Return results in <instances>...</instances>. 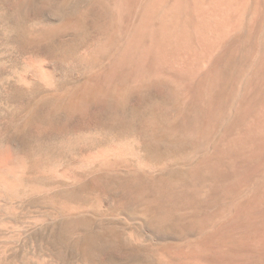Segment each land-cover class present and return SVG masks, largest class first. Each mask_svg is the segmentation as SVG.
<instances>
[{
  "label": "rangeland",
  "instance_id": "obj_1",
  "mask_svg": "<svg viewBox=\"0 0 264 264\" xmlns=\"http://www.w3.org/2000/svg\"><path fill=\"white\" fill-rule=\"evenodd\" d=\"M110 1L0 0V155L9 157L15 152L16 159L20 155L29 166L26 175H30V179L41 178L39 182L47 189L27 191L17 198L0 202V264H264L261 263L264 262V147L256 153L251 144H241L236 146L239 148L237 153L233 152L221 160L220 166L210 169L215 174L209 169L196 170L197 161L200 164L199 160L203 161L223 144L229 147L231 138H239L242 127L219 130L203 145L163 136L159 127L177 119L181 101L173 84L165 80L139 84L132 77H122L121 73L115 77L113 66L119 52L112 54L111 50L108 51L110 39L117 31L114 15H110L114 13ZM252 2L246 11L249 18L259 6L258 1ZM260 3L259 8L264 11L263 0ZM260 25L263 28L264 21ZM261 30L260 38L257 36L253 42L262 50L264 30ZM29 56L53 64L56 76L52 81L46 82L40 77L21 80L18 74L25 68L26 60H30ZM115 80L128 86L125 94L114 91ZM261 82L256 88L259 91L257 96L264 95V83ZM254 94H249V98ZM246 95L244 85L237 103L244 102ZM258 98L256 103L260 105L264 96ZM254 108L258 111L259 106ZM259 112L260 109L254 113ZM243 122L246 120L242 119L244 125ZM82 134L94 141L98 139V145L82 141L79 138ZM124 134L131 137L130 140L133 134L136 135L134 143L138 152L153 164L150 174L139 168L132 158L127 166L122 165L124 168L121 166L112 171L101 168L98 161L87 164V167L77 163L98 153L103 143L107 145L109 140H125ZM93 135L96 137H91ZM73 137H77L80 143L78 140L76 145L65 146L63 142ZM74 138L71 142L76 143ZM227 138H230L229 143L225 141ZM40 158L43 164L62 160L63 164L68 163L67 167L72 168L70 173L73 175L74 172V175L70 179L69 176L59 177L47 172L38 174L35 163ZM135 173L148 174L145 177L148 185L144 183L147 186L142 185L140 189H145L152 201L157 196L154 190L158 191L162 182L171 186L165 191L170 194L162 197L161 202L148 204L135 199L136 204L134 199H127L121 203L125 201L124 180L131 179ZM99 194L107 200L99 202ZM69 198L85 204L87 209H67L64 202ZM88 207L92 209L88 210ZM258 228L262 233L257 231ZM258 235L261 237L257 238ZM256 239H262L263 245Z\"/></svg>",
  "mask_w": 264,
  "mask_h": 264
},
{
  "label": "bare ground",
  "instance_id": "obj_2",
  "mask_svg": "<svg viewBox=\"0 0 264 264\" xmlns=\"http://www.w3.org/2000/svg\"><path fill=\"white\" fill-rule=\"evenodd\" d=\"M256 1H258L257 5H259V6H260V4H262V3H260V1H262V0H256ZM111 2L114 6V13H110V15L111 14L114 15L113 21H115V28L117 31H116V36L113 35L110 39V45H109L110 49H108V51L111 50L110 53H112V54L119 52L118 53L119 54L118 60L116 58V62L114 61V63H116V64H115V66H113V68H114L113 71L115 70L114 71L115 77H119L116 75L121 73L123 75V76L121 75L122 77H125V78L132 77V79H135V81L139 82V84L144 83V82L145 83H147V82L148 83L149 82L154 83V81H158V80H163V82H164V80H165V81L173 84V86L175 87V92L177 93V96L179 97V99L181 101L180 102L181 107L179 109L178 116H176L177 119L175 121L173 120V122L163 124L162 126L159 127V131L161 132V134H163V136H165L169 139H172V140H176V139L191 140L195 143H198L199 145H203L206 142H208L209 140H211L214 137V135L216 133H218L219 130H220V132H223L224 130L229 131L230 129H233V128L242 127L241 129L243 131L241 130L242 134L240 133L241 136L239 138L233 137V136H232L233 138H231V136H230L231 139L227 138L225 140V141H227V143H229V139H230L229 147L228 146L226 147V143L223 144L222 142H220V144H223L222 148H220L218 151L216 149V152L214 151L210 155L208 154L209 156L206 157L205 159H203V161L199 160V161H201L200 164H198V161H197L198 166H197V164L195 165L197 167L196 170H199V172H201L202 169H207V170L209 169L208 171H212L213 167L216 168L217 166H220L221 160H223V158L225 159V158L231 156L233 154V152L237 153L239 151V148L236 149V146L239 147V145H241V144H246V145L251 144L252 147H255L254 152H256L258 149H263V147H264V100L262 99L263 97L261 98L262 101L259 102L260 105L257 104L256 102H258V100L260 99V98H258L259 96H264V95L259 94V96H257L259 91L256 88H257L258 83H260L261 81L264 83V49L261 50V47L259 48L257 46V44L254 43L255 41L253 42V40L257 36H258V39L260 38L259 37L260 33H263V31L261 29L264 30V27L262 28L263 25L262 26L260 25L264 21V11H261L262 8L260 9L259 6L255 5L257 7L253 10L252 13L250 12L251 16L249 18V16H247L248 14L246 15V11L248 12L247 7L249 4H251L250 2H252V0L251 1L250 0H111L110 5H111ZM104 3H102V4H104ZM263 3H264V0H263ZM107 4H109V2ZM250 7H252V6H250ZM100 9H98V10H100ZM251 9H253V8H251ZM263 10H264V8H263ZM104 16H106V15H104ZM100 17H102V16H100ZM246 17H248V21H247L248 23L247 24L245 23V21L247 19ZM72 20H74V19H72ZM104 20H106V18ZM100 21H102V20H100ZM108 21H109V18H108ZM98 24H99V22H98ZM69 26H71V25H69ZM72 26L74 27V25H72ZM102 26H103V24H102ZM104 26H106V25H104ZM259 27H261V29ZM100 28H102V27H100ZM108 30H109V28H108ZM110 30H111V28H110ZM107 40H108V38H107ZM257 41H259V40H257ZM258 44H259V42H258ZM109 46H108V48H109ZM105 49H107V48H105ZM104 52L105 51L101 52L102 53L101 55H103ZM240 55H244V56L240 57ZM110 56H111V54H110ZM98 57H100V56H98ZM108 57H106V59ZM101 58H102V56H101ZM246 58H247V61H246ZM28 59H30V56ZM109 60H111V59H109ZM26 61L27 62L25 63V68L23 69V71L21 73L18 74V75H20L21 80L30 81L36 77H40L42 80H44L46 82H50L53 80L54 76H56L54 66L51 62H47V61H45L41 58H38V57L32 58L29 61L28 60H26ZM97 62H99V61H97ZM100 66H102V64ZM108 69H106V70H108ZM104 70L105 69H103V71ZM99 71H101V70H98V72ZM111 71H108V72L111 73ZM95 72H97V70ZM114 72H112L113 75H114ZM101 75H103V74H101ZM109 75L111 77V74H109ZM104 76H106V75H104ZM131 81H133V80H131ZM117 82L118 81L115 80V82L113 83L114 91L119 93V94H125L126 93L125 91L127 90L128 86L126 84L120 85V83L118 84ZM262 82H261V84H262ZM155 83H157V82H155ZM105 84H106V82H105ZM244 85H245V91L247 94L246 95L247 98L244 99V102L241 101V103H240L241 105H240L237 102H238L239 94L244 89ZM154 86H156V85H154ZM165 86H164V88H165ZM105 88H107V87H105ZM110 88H112V87H110ZM128 89H130V88H128ZM167 89H168V87H167ZM163 91L165 92V90H163ZM167 91H169V90H167ZM254 92H255L254 97L252 96L253 98H249V94L253 95ZM171 93H172V91H171ZM66 94H69V93L67 92ZM66 94H65V96H66ZM71 96H72V94H71ZM120 97H121V95H120ZM255 103L257 104V106H259V109H260L259 113H254V112L259 111V109H258V111H254L255 110L254 107H257V106H255L256 105ZM242 119L246 120V123L243 122L244 125L242 124ZM155 127L157 128V126H155ZM237 134H235V135H237ZM82 135H83V137H82ZM82 135H80L82 138L79 136H77V137L82 139V141H86V142L89 141V143L91 142L90 145L93 143L92 146L95 144L98 145L97 144L98 139L96 141H94L93 138H91V139L88 138L89 137L88 135L87 136L85 134H82ZM90 135H92L91 132H90ZM133 135H132L133 141H132V139L130 140L131 137L128 138L129 136L127 137L126 134H124V136H123V137H125V136L127 137V138L125 137L126 139L124 138L125 140H123V138H121V136L119 137V139L120 138L122 139L120 141H118V139H116V138H115L116 139L115 141H113V139L111 141L109 140V142H111V143L108 142L107 145L103 143V146L99 145V146H101L100 147L101 150L100 151H99V149H98V151L96 150L98 153H93L94 154V155L92 154L93 156L90 155L89 158H86L84 160L80 159L81 161H78L77 163L78 164L79 163L86 164V167H87V164H89V163L91 164L94 162L96 163L98 161L101 168H103L105 170H111L112 171V170L119 169V167L121 168L122 165L127 166L128 161H130V158H132L138 164L139 168H141L142 170H144L147 173L149 172L148 174H150L152 169H154L153 164H152V162L149 161V159L140 155V153H139L140 151L138 152V150H137L138 147L136 148V146H135L137 144L134 143V140H135L134 138H137V137H135L136 136L135 134H133ZM94 136L95 135H93L91 137H94ZM130 136H131V134H130ZM77 137H75V138L73 137L74 141H76V143L73 141L71 142V140L73 138L72 139L69 138L70 140L67 139L69 141L66 140L65 142H63L64 145L67 146V145H70L71 143H74L76 145L78 140H79V139L78 140L76 139ZM98 137H99V133H98ZM222 139H224V138H222ZM62 141H64V140H62ZM92 141H94V142H92ZM219 141H221V140H219ZM136 142L139 143L140 141L137 140ZM78 143H80V140ZM141 144H142V142H141ZM3 147H6V146H3ZM70 147H72V145ZM242 147H244V145ZM11 148H13V147H11ZM11 148L9 147V149H11ZM73 149H75V148H73ZM179 151H181V149ZM179 151L177 153H179ZM202 151H203V149H202ZM72 152H74V151H72ZM254 152H252L253 153L252 157L255 155ZM0 153H2V151ZM9 153H10V150H9ZM14 153L13 154L10 153V154L14 155ZM10 154H9L10 159L5 154L4 155L6 157L2 156L3 154L0 155V202H5L11 197L17 198L16 196H19V195L21 196L22 193L27 192V191L28 192L29 191H39L40 192V191H43L44 189L47 190L46 188L43 187L44 184H41L39 182V180L41 178L37 180L36 179L37 176L36 177L33 176L35 178L30 179L28 177L30 175H28V176L26 175L27 169L29 166L26 165L27 162H25L26 160H24V158L22 160V158L19 155V157L16 159L17 156H15L16 155L15 154L14 155L15 159H14V156H11ZM89 154H91V153L89 152ZM263 156H264V154H263ZM20 158H21V160H20ZM77 158H79V157H77ZM43 160H44V158H43ZM38 161L35 163L36 164V171L38 172V174H40V173L42 174V172H47L48 174L57 175L59 177H61V175L63 177L64 176L70 177V176L74 175V172H73V175H71L72 173H70L71 172L70 170L72 168L69 169L68 168L69 166L67 165L68 163H65L66 164L65 165L61 162L62 160L61 161L59 160L57 162L56 161L52 162V160L51 161L49 160L50 163H48V164L46 162H45L46 164L45 163L43 164V161H41V158ZM28 162H29V160H28ZM32 162L33 161H31V163ZM59 162H61V163H59ZM222 163H223V161H222ZM122 167L124 168L125 166H122ZM193 169L195 171V167ZM210 169H212V170H210ZM194 171H192V173ZM139 172H142V171H139ZM153 172H155V171H153ZM253 172H256V171L254 170ZM257 172H259V171H257ZM147 173H144L145 176L142 173H135V174L131 175V179L127 178L124 180L125 186H124V194H123L124 197L123 198H125L124 199L125 201L121 202V203L124 204L127 199L129 201H131V199H134L136 204L140 200L143 202H146L148 204L150 202L152 203L153 201L161 202L160 200L162 197L164 198L165 195L170 194V193L168 194L165 191L170 190L171 186L169 187V184H167V182L166 183L162 182V184H159L160 183V181H159L158 191L160 190L159 192H162V193H158V191H156L157 190L156 189V190H154L155 192H157V194H156L157 196L154 195V197L156 196V198H155L156 200L152 201L151 200L152 198L149 199L147 197L148 195H146L145 189L144 190L140 189L142 185H143V187H146L148 185L145 182V180H147V179H145V177L148 176ZM146 174H147V176H146ZM174 174H176V173H174ZM152 175L154 176V174H152ZM186 175L187 174L185 173V176ZM129 176H130V174H129ZM172 177H171V179H172ZM166 178H167V176H166ZM181 178L182 177H180V180H181ZM239 178H238V180H239ZM70 179H71V177H70ZM74 179H76L75 176H74ZM160 179H162V178H160ZM141 180H142V182H141ZM174 180H175V178H174ZM248 180H249V177H248ZM261 180H263V179H261ZM163 181H165V180H163ZM168 182H169V179H168ZM144 183H146L147 185L144 186ZM260 183H261V181H260ZM45 186H47V185H45ZM137 186L139 188H136ZM155 188H156V186H155ZM257 189H256V191H257ZM263 191H264V189H263ZM149 193H150V191H149ZM165 193H167V194H165ZM182 193H184V192L182 191ZM180 194H181V192H180ZM102 195H100V194H99V196L97 195L99 202H103V201L105 202L107 200ZM262 195H263V199H264V193ZM262 195H261V198H262ZM170 198H168V199H170ZM135 199L138 201L136 202ZM261 202H263V201H261ZM257 203H259V202L257 201ZM261 204H263V203H261ZM64 206L71 211L74 209H82L83 208L82 211L87 209L85 204L73 202L71 199L65 201ZM90 206H93V205H90ZM133 207H134V205H133ZM7 208H9V207H7ZM115 208H117V207H115ZM89 209H92V208L88 207V210ZM75 211H77V210H75ZM79 211H81V210H79ZM156 211H157V209H156ZM242 225H243V223H242ZM224 227H225V225H224ZM263 227H264V225L262 226V228ZM219 229H220V227H219ZM220 231H221V229H220ZM257 231H259V233H262L261 228H258ZM262 231L264 232V229H262ZM232 232H234V231L232 230ZM238 232L239 231H237V233ZM238 234H240V233H238ZM262 234H264V233H262ZM258 236H257V238L261 237V236H259V237ZM243 239H244V237H243ZM262 239L264 240V238H262ZM262 239H256V240H259L261 242ZM247 240H249V239H247ZM256 240H254L256 243L259 242ZM261 244H262V242H261ZM232 246H234V245H232ZM241 246H242V244H241ZM251 246L252 245H250V247ZM247 247H248V245H247ZM252 248H253V246H252ZM259 248H257V249H259ZM235 249H237V248H235ZM243 253H245V252L243 251ZM162 255H165V254L163 253ZM244 255L247 256V254H244ZM258 256H260V255H258ZM261 258L262 257H260V259ZM166 259H167V257H166ZM219 260H222V259H219ZM232 261H233V259L231 260V262ZM240 263H241V261H240ZM261 263H264V262H261ZM255 264H256V262H255Z\"/></svg>",
  "mask_w": 264,
  "mask_h": 264
}]
</instances>
